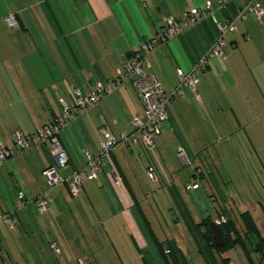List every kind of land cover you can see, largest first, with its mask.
Segmentation results:
<instances>
[{"label": "crops", "instance_id": "obj_1", "mask_svg": "<svg viewBox=\"0 0 264 264\" xmlns=\"http://www.w3.org/2000/svg\"><path fill=\"white\" fill-rule=\"evenodd\" d=\"M248 1L0 0V150H13L0 162V213L17 218L12 228L0 221V264H264L248 238L225 252L210 248L201 225L232 218L243 235L238 215L247 212L264 239V16L236 17ZM194 8L192 24L147 54L148 70L173 94L153 146H114L78 195L65 181L49 186V141L17 151L14 132L31 137L61 114V99L75 103L77 92L115 78L169 18ZM228 21L236 30L223 36L224 56L199 67L197 99L177 69L193 67L217 38L216 23ZM137 115L143 103L127 79L59 129L68 161L57 174L82 168L105 128L130 133ZM19 190L29 198L22 207ZM41 194L44 211L34 200Z\"/></svg>", "mask_w": 264, "mask_h": 264}, {"label": "built area", "instance_id": "obj_2", "mask_svg": "<svg viewBox=\"0 0 264 264\" xmlns=\"http://www.w3.org/2000/svg\"><path fill=\"white\" fill-rule=\"evenodd\" d=\"M219 1L222 3L226 0ZM209 7L210 4L207 3L204 8L208 9ZM199 13V10L194 8L186 13L183 20L175 21L169 18L166 26L160 33L142 42L138 51L132 52L128 55L122 70L118 72V75L115 78L104 81L97 80L95 83V89L87 95H82L77 92V100L75 103H68L61 99V114L54 122L49 123L44 128L37 129L31 137L23 138L18 131L14 132L17 151L23 150L34 143L42 144L46 140L49 141L50 154L53 157L54 163L46 167L42 172L49 186L65 181L68 184L70 192L73 195H78L84 180L97 177L99 167L103 164L104 159L114 146L130 143H140L146 148H151L153 146V138L159 133L160 124L168 119L167 105L168 102L173 99V94H167L157 75L148 70L149 61L147 59V54L154 46L159 44L160 41H163L170 34L177 32L179 28L192 24L197 19ZM248 13L252 14L256 19L261 20L264 16V9L260 7L256 0H249L245 6L238 9L236 17L243 19ZM5 20L11 27L17 25L12 14L7 16ZM216 27L218 31L217 38L208 50L198 59L196 64L187 71L180 68L177 69L179 84L187 87L197 99H199L196 89L199 67H203L209 57H223V48L225 44L223 36L228 31L236 30L234 21H228L226 23L217 22ZM127 79H130L133 82L137 95L143 103V115H137L133 119L132 131L127 134L120 133L118 136H115L108 128H105L103 130L102 139L99 143L98 152L96 154L85 152V165L82 168L73 170L67 177L58 175L56 168L65 166L68 161V156L63 149L56 132L66 122L75 119L79 114L97 105L104 94ZM12 154L13 150L1 147L0 162ZM179 154H185L182 147L179 150ZM147 173L151 179L155 178L151 167L148 168ZM190 186L192 188L197 187L196 184H191ZM34 200L39 211H44L48 208V197L45 194H41ZM28 201L29 198L25 196L23 191L19 190L17 193L16 207L25 206ZM0 221H3L9 228H12L17 222V218L14 212L0 213ZM225 221V217H221V222ZM52 247L55 252H58L55 245Z\"/></svg>", "mask_w": 264, "mask_h": 264}, {"label": "trees", "instance_id": "obj_3", "mask_svg": "<svg viewBox=\"0 0 264 264\" xmlns=\"http://www.w3.org/2000/svg\"><path fill=\"white\" fill-rule=\"evenodd\" d=\"M55 119L56 118L52 119L49 123L54 122ZM49 123H47L46 125H48ZM45 126H43L42 128H44ZM62 127L63 126H61L60 129ZM58 131L56 132L57 137H58ZM103 163H104V161H103ZM98 171H99V169H98ZM238 217H239V220H240V222L244 228L243 235H241L239 233V231L236 227L235 221L232 218H229L220 225V227L222 228V231H223V243L221 246H215L213 244L212 235L209 232V228H208L209 222H211V221L209 219H203V221L201 222V225H203L205 228L204 236L206 237L210 248L215 249L217 252H225L226 250L233 248L237 244L243 243L244 238H248V239L252 240L253 245H254V250L256 252L260 253V255L263 254V252H264V239L261 237L252 216L247 212H241V213H239ZM252 261L253 260L251 259V262ZM222 264H229L228 260L222 259Z\"/></svg>", "mask_w": 264, "mask_h": 264}, {"label": "water", "instance_id": "obj_4", "mask_svg": "<svg viewBox=\"0 0 264 264\" xmlns=\"http://www.w3.org/2000/svg\"><path fill=\"white\" fill-rule=\"evenodd\" d=\"M209 232L212 235V240L214 245L216 246H221L223 243V231L222 228L220 227V225L214 223V222H210L209 223ZM264 254V252H263ZM261 254V255H263Z\"/></svg>", "mask_w": 264, "mask_h": 264}, {"label": "rangeland", "instance_id": "obj_5", "mask_svg": "<svg viewBox=\"0 0 264 264\" xmlns=\"http://www.w3.org/2000/svg\"><path fill=\"white\" fill-rule=\"evenodd\" d=\"M0 110H1V102H0ZM235 264H241V263L238 261Z\"/></svg>", "mask_w": 264, "mask_h": 264}]
</instances>
